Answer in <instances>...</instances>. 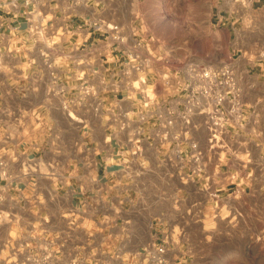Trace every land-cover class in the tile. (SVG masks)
Segmentation results:
<instances>
[{
  "label": "built area",
  "instance_id": "2783aa9c",
  "mask_svg": "<svg viewBox=\"0 0 264 264\" xmlns=\"http://www.w3.org/2000/svg\"><path fill=\"white\" fill-rule=\"evenodd\" d=\"M109 1L0 0L7 55L21 59L16 69L0 53V73L14 79L19 70L27 83L24 93L41 86L45 98H72L63 108L81 127L90 125L87 112L104 121V141L116 153L112 162L122 166V179L138 196H143L138 183L149 175L184 185L176 195L188 200L186 214L159 218L154 223L159 234L129 256H117L121 264H193L191 252H183L169 231L202 222L204 197H216L218 204L226 191L256 187L257 170L264 171L260 113L242 98L232 63L208 64L174 43L164 45L138 15L126 23L111 20ZM23 32L29 45L13 47V38ZM9 161L15 156L0 157L4 177ZM39 168L38 162L22 163L17 180ZM6 202L0 187V231L21 222ZM50 259L37 251L24 258L21 246L8 248L0 240V264H52ZM85 259L78 249L69 264Z\"/></svg>",
  "mask_w": 264,
  "mask_h": 264
},
{
  "label": "crops",
  "instance_id": "0c3cea01",
  "mask_svg": "<svg viewBox=\"0 0 264 264\" xmlns=\"http://www.w3.org/2000/svg\"><path fill=\"white\" fill-rule=\"evenodd\" d=\"M219 1L212 0V6L221 20ZM126 9L125 0H110L107 16L126 23ZM9 44L0 33V53L19 69L17 54L7 55ZM19 45H29L24 32L13 38L12 46ZM15 72L14 79L0 73V157L15 156L8 176L0 168V187L21 222L4 226L0 240L8 248L21 246L24 258L37 251L41 258L51 256L52 264H69L83 249L85 264H96L127 257L159 234L155 219L138 205L142 196L127 188L122 166L112 162L116 153L104 141V121L87 112L90 125L81 127L63 108L72 98H45L41 86L24 93L26 80ZM30 161L38 162L40 171L18 181L21 164ZM81 232L88 238L81 239ZM7 253L6 248L1 255Z\"/></svg>",
  "mask_w": 264,
  "mask_h": 264
},
{
  "label": "rangeland",
  "instance_id": "374dc122",
  "mask_svg": "<svg viewBox=\"0 0 264 264\" xmlns=\"http://www.w3.org/2000/svg\"><path fill=\"white\" fill-rule=\"evenodd\" d=\"M123 15L143 20L147 32L164 45L174 43L180 51L208 64L232 63L242 98L254 104L264 130V0H220L221 20L215 19L212 0H125ZM219 20V21H218ZM264 140V134L261 136ZM256 187L206 196L202 222L191 228L170 230L179 248L188 250L193 264H264V171L258 169ZM161 174L140 180L143 196L138 205L161 221L186 214L188 200L177 197L183 187ZM182 219L183 223H186ZM81 239L88 236L84 232ZM111 264H121L113 257Z\"/></svg>",
  "mask_w": 264,
  "mask_h": 264
}]
</instances>
